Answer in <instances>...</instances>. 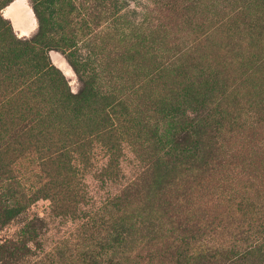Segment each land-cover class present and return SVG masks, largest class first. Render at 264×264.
<instances>
[{
  "label": "trees",
  "instance_id": "trees-1",
  "mask_svg": "<svg viewBox=\"0 0 264 264\" xmlns=\"http://www.w3.org/2000/svg\"><path fill=\"white\" fill-rule=\"evenodd\" d=\"M11 1L0 0V10ZM256 2V13L247 16L242 6H236L221 16L218 25L229 39L235 32L247 35L238 46L232 42L227 46L239 52V62L248 64L243 79L248 90L240 83L233 86L230 75L218 65L188 62L182 52L164 54L166 48L153 33L139 39V50L150 60L149 65L139 60L138 72L139 94L146 95L151 106L139 109V128L133 135L139 140L143 165L141 173L112 191L101 207L106 214L107 248L111 252L122 248L123 253L99 263L85 254L83 264H140L144 255L133 254L135 248L126 244L132 234L127 206L131 196L147 198L152 192L160 195L162 208L155 213V239L168 233L157 252L169 264L264 261V210H255L244 198L237 200V209L249 216L228 232L218 213L199 205L203 194L195 197L204 188L205 175L221 163L224 128L264 118V0ZM125 4L126 0H31L37 29L24 39L17 38L9 19L0 15V156L10 155L14 163L25 148L34 146L35 165L44 182L29 195H24L26 187L17 193L57 201L63 216L87 199L81 171L92 164L96 144L107 160L100 166V178L113 183L123 179L118 139L126 108L125 75L106 61L111 51L104 38ZM51 50L66 57L81 83L78 91L70 90L64 74L51 62ZM161 82L166 91L154 95ZM151 110L160 116L153 124L148 119ZM162 121L166 125H160ZM16 178L10 169L9 179L21 185ZM15 195L12 192L7 200L16 214L21 206ZM90 223L95 225L93 216L84 224ZM217 235L228 240L218 242ZM99 247L106 246L100 242ZM152 252H147L148 258Z\"/></svg>",
  "mask_w": 264,
  "mask_h": 264
},
{
  "label": "rangeland",
  "instance_id": "rangeland-1",
  "mask_svg": "<svg viewBox=\"0 0 264 264\" xmlns=\"http://www.w3.org/2000/svg\"><path fill=\"white\" fill-rule=\"evenodd\" d=\"M28 2L31 5V0ZM236 6H242L247 16L256 13L259 8L256 0H231L230 4L223 0H126L119 17L111 29L107 30L104 38L106 48L111 51L106 61L110 67L125 75L122 87L126 108L123 110V121L120 122L123 133L121 139L115 138V142L118 139L122 146V155L118 161L123 179L113 183L100 178V166L107 160L104 150L96 144L92 150V164L84 168L82 166L81 171L82 187L87 193V199L83 204H77L78 210L69 207L68 214L63 216V209L57 206V201L39 197L41 195L29 198L17 193L21 187H26L28 189L24 190V195H29L30 189L35 190L44 182V175L39 174L35 165L37 158L33 153L34 146L25 148L14 163L10 162V155L0 156V264H83L85 254L89 255L91 261L99 263L113 254L114 257L121 256L122 248H114V252L107 248V228L103 222L106 221V214L101 211V207L112 191L137 177L143 165L139 152L141 146L133 135L137 133L135 128H139V109L151 106L146 95L139 94L138 72L139 60L145 65H149L150 60L147 52L139 50V39L142 35L153 33L158 37L159 44L166 48L164 54L182 52V58L188 62L197 60L218 65L230 75L233 86L240 83L242 88L248 90L250 86L243 80L245 72L249 70L248 64L239 62V52L231 51L227 46L230 42L237 43L238 46L240 40L247 41V35L235 32L229 39L218 27L221 16ZM12 12L15 25L28 30V10L16 5ZM0 15L6 19L2 9ZM36 29L27 36L15 31L13 33L17 38L24 39L32 36ZM49 57L64 74L70 90L78 91L81 83L66 57L56 50L49 51ZM113 73L115 74V71ZM171 74L172 71L168 70L167 76ZM165 86L164 82H161L154 87V95H162L166 91ZM159 117L152 110L148 114L152 124L159 121ZM163 123L166 125L165 121L160 125ZM224 129L220 140L221 163L205 175L204 188L196 192L195 197L203 194L198 199L201 208L218 213L229 232L249 216L243 215L242 211L237 209V200L244 198V201L255 206V210H264V118L259 123ZM10 169L21 185L9 179ZM9 185L20 201L21 207L16 214L7 200L12 192H5ZM159 197L160 195L152 192L147 198L131 196L128 202L132 234L126 244L135 248L133 254L144 255L140 264H169V261L157 252L161 245L166 244L168 233L165 232L158 239H155L154 234L157 223L155 213L156 210H162ZM181 203L183 205V201ZM196 207L194 204V208ZM188 208L189 206L184 207V210ZM170 210L163 209L164 212ZM91 216L95 225H85ZM224 237L217 235L215 239L220 242L226 239ZM100 242H104L106 247L100 248ZM148 251H153L149 258ZM263 262L261 264H264Z\"/></svg>",
  "mask_w": 264,
  "mask_h": 264
},
{
  "label": "crops",
  "instance_id": "crops-1",
  "mask_svg": "<svg viewBox=\"0 0 264 264\" xmlns=\"http://www.w3.org/2000/svg\"><path fill=\"white\" fill-rule=\"evenodd\" d=\"M21 6L23 8H25L26 10H28L29 14H28V19L30 20L28 27L29 29H22L18 26L15 25V21L13 18V12L15 9V6ZM3 14L5 15V17L7 19H9L12 28L14 29V31L16 33H19L22 36H27L29 35L31 32H33L36 28H37V19L36 16L33 12V9L30 5V3L28 2V0H12L8 5H6L3 9H2Z\"/></svg>",
  "mask_w": 264,
  "mask_h": 264
}]
</instances>
